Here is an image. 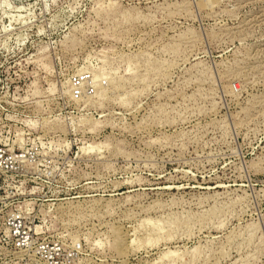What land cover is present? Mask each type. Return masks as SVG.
I'll list each match as a JSON object with an SVG mask.
<instances>
[{
	"label": "rangeland",
	"instance_id": "rangeland-1",
	"mask_svg": "<svg viewBox=\"0 0 264 264\" xmlns=\"http://www.w3.org/2000/svg\"><path fill=\"white\" fill-rule=\"evenodd\" d=\"M0 151V264H264V0H0Z\"/></svg>",
	"mask_w": 264,
	"mask_h": 264
},
{
	"label": "built area",
	"instance_id": "built-area-1",
	"mask_svg": "<svg viewBox=\"0 0 264 264\" xmlns=\"http://www.w3.org/2000/svg\"><path fill=\"white\" fill-rule=\"evenodd\" d=\"M2 155L0 151V156ZM0 193H1V187H0ZM10 229L12 230V234L15 238H17V246H21L22 240L26 239L28 237V231H25L24 229V223L23 219L20 216L13 217L10 220L9 223ZM21 237V239H20Z\"/></svg>",
	"mask_w": 264,
	"mask_h": 264
}]
</instances>
